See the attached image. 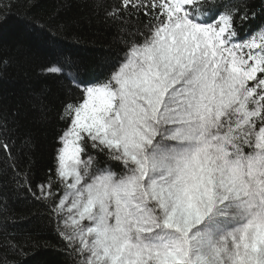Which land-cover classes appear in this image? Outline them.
<instances>
[{
	"label": "snow or ice",
	"instance_id": "1",
	"mask_svg": "<svg viewBox=\"0 0 264 264\" xmlns=\"http://www.w3.org/2000/svg\"><path fill=\"white\" fill-rule=\"evenodd\" d=\"M21 2L0 0L5 21ZM94 8L119 52L93 69L71 57L42 69L65 96L46 170L33 173L31 138L17 148L16 115L0 114L4 186L42 205L59 239L9 231L0 190V264L41 249L66 264H264V0Z\"/></svg>",
	"mask_w": 264,
	"mask_h": 264
},
{
	"label": "trees",
	"instance_id": "2",
	"mask_svg": "<svg viewBox=\"0 0 264 264\" xmlns=\"http://www.w3.org/2000/svg\"><path fill=\"white\" fill-rule=\"evenodd\" d=\"M252 3L258 5L260 0ZM6 14L7 21L0 15V58L8 60L6 66H0V114L16 115L17 148L25 138H31L33 173L38 175L51 165L56 138L66 127L58 115L65 99L59 78L44 74L42 69L65 57L93 69L119 52V38L116 29L105 24L95 10L94 0H31L27 15L43 27L24 18L23 0ZM61 24L67 27L59 30ZM2 158L0 152V168ZM6 179L0 177V190L9 194V214L15 221L8 222L9 231L59 247L55 223L48 219L46 209L31 198L13 196L11 185L4 186ZM3 219L4 213H0V223ZM28 264H66V258L41 249L28 257Z\"/></svg>",
	"mask_w": 264,
	"mask_h": 264
}]
</instances>
